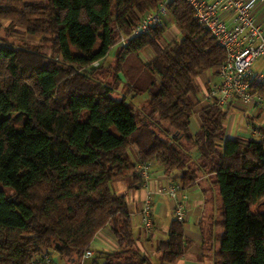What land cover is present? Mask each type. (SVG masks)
<instances>
[{"label": "trees", "instance_id": "trees-1", "mask_svg": "<svg viewBox=\"0 0 264 264\" xmlns=\"http://www.w3.org/2000/svg\"><path fill=\"white\" fill-rule=\"evenodd\" d=\"M162 1L0 4V32L18 33L19 41L0 34V264H30L52 253L80 264L106 227L118 249L95 251L90 264H154L137 246L126 193L112 188L128 177L137 188L138 166L150 161L168 175L180 173L186 189L205 176L214 180L222 221L206 243L213 264H264V213L256 211L264 200V140L227 139L228 111L200 103L197 79L218 77L227 52L186 1L169 6L178 40L165 44L162 24L130 36ZM121 36L129 37L125 45ZM27 37L40 41L31 45ZM117 45L111 80L96 77L94 63ZM149 49L154 57L145 61ZM121 85L126 93L118 99ZM253 93L264 100V86L254 82ZM145 94L150 113L141 119L126 97ZM191 246L184 225L173 220L157 264H176Z\"/></svg>", "mask_w": 264, "mask_h": 264}, {"label": "crops", "instance_id": "crops-1", "mask_svg": "<svg viewBox=\"0 0 264 264\" xmlns=\"http://www.w3.org/2000/svg\"><path fill=\"white\" fill-rule=\"evenodd\" d=\"M207 4H212L216 0H205ZM219 16L226 24L232 26V12L219 11ZM254 20L264 27V0H257V3L252 10ZM162 25L165 27L164 43L170 44L175 39H179L180 35L176 29L174 22L171 19L164 18ZM145 56L150 60L154 57L152 50L144 52ZM142 55L143 60L147 61ZM151 54V55H150ZM258 66L255 71L254 66ZM253 80L257 75L264 74V58L256 61L252 67ZM255 82V81H254ZM252 85V93L253 86ZM219 78L212 76L210 73L204 74L197 79L199 86L198 98L203 106H210L205 101V94L213 84H218ZM257 83V82H255ZM258 84V83H257ZM255 94V93H253ZM262 99L259 94H255ZM263 100V99H262ZM264 101V100H263ZM224 110L228 111V125H226V138H255L257 135L254 132L261 134V139L264 140V109L257 108L253 105L247 106L238 102L232 101ZM239 115L237 116V114ZM237 120V124H236ZM247 121V125L243 123ZM236 124V126H235ZM199 129V119L195 116L191 124V132L194 134ZM257 138V137H256ZM259 138V137H258ZM134 161L139 163L137 150L131 154ZM150 174L147 180L142 179L137 188H130L134 178L128 177L122 180H117L112 184L113 190L118 193H126L127 203L130 213L133 217V231L137 239V246L141 252L149 257L158 256L157 249L160 243L167 239L168 231L174 217V209L178 203V199H172L164 192L170 187L177 184L181 185L179 198L182 199L185 205V221L183 223L185 235L192 241V246L189 248L185 256L176 264H213V253L209 252L207 241L212 237L214 223L218 222L217 206L214 201L210 185H214L210 177L205 176L198 180L197 185L190 189L182 187L181 174L175 173L168 175L165 167L156 162L150 161ZM149 193H153V222L154 227L151 232H147L142 224L141 210L143 202ZM215 231V230H214ZM118 249V244L110 231L109 227L102 229L95 237L92 243V251H107L113 252ZM205 249L208 251L205 252ZM53 264H66L56 253L49 254ZM91 258L86 259L80 264H90Z\"/></svg>", "mask_w": 264, "mask_h": 264}, {"label": "built area", "instance_id": "built-area-1", "mask_svg": "<svg viewBox=\"0 0 264 264\" xmlns=\"http://www.w3.org/2000/svg\"><path fill=\"white\" fill-rule=\"evenodd\" d=\"M193 11L198 22L207 29L218 43L226 50L227 60L221 66L219 83L213 84L205 94V101L209 105H218L225 108L234 102L243 105H253L264 109V101L252 93L253 82L264 86V74L257 75L253 80L252 67L256 61L264 58V27L258 24L253 16L257 0H216L207 4L205 0H184ZM172 0H163L154 12L140 17L131 30V37L148 34L150 30L162 24L164 18L169 16V6ZM219 11L232 12V26H228L219 16ZM128 36H121L120 44L125 45ZM99 62L94 63L98 66ZM256 137L261 134L254 132ZM138 171L144 180L149 178L150 167L141 163ZM181 185L170 187L164 193L172 199H178L174 209V217L179 223L185 221V205L179 198ZM153 193L145 198L141 210V220L144 229L149 233L154 227L153 222ZM94 252L88 250L83 254L81 262L92 258ZM30 264H53L51 258L44 254L35 258Z\"/></svg>", "mask_w": 264, "mask_h": 264}, {"label": "rangeland", "instance_id": "rangeland-1", "mask_svg": "<svg viewBox=\"0 0 264 264\" xmlns=\"http://www.w3.org/2000/svg\"><path fill=\"white\" fill-rule=\"evenodd\" d=\"M28 3H41V2H46L47 0H24ZM6 0H0V4H5ZM4 25H7V23H4ZM22 31V30H20ZM0 34L3 36V40L5 41H8V42H12L14 41L15 43L19 42L18 39H17V34L13 33L12 34V37L8 36V34H6L4 36V33L0 32ZM28 43H30L31 45L33 44H37L39 43V39L37 38H34V37H27L26 38ZM25 39V40H26ZM121 39V38H120ZM100 48V43L98 42L95 47H94V51H97L98 49ZM121 50V46L120 45H117L115 47H113L110 52H109V56L107 57L106 60L104 61H101L99 62L98 66H94V67H98L99 70L96 72V77L98 78H106L107 81H110L111 78H112V75H111V67H113L116 63V56L119 54ZM73 52L75 54H78V51L76 50H73ZM151 55V54H150ZM144 58L145 59H149V57L147 58L144 54ZM111 66V67H110ZM258 66H254V69L255 71L257 70ZM117 96H118V99H120L122 96H123V92L126 93V90H125V86L124 85H121V86H118L117 87ZM149 99H150V96L148 94H145L143 96H139V97H136V98H132L131 95H127L126 97V102L127 104H130L134 107L135 109V112L136 114L141 118V119H146L148 118V115L150 113V108H149ZM239 115V113L237 114V116ZM229 121L227 120V123L226 125H228ZM247 121H245L243 123V125H247ZM236 124H237V120H236ZM235 124V126H236ZM113 133L117 134V131L112 128L111 129ZM137 150L136 147H131L130 148V153H134V151ZM132 156V155H131ZM133 160L134 157L132 156ZM214 182V180H212V183ZM210 192H212L211 195L212 198L214 197V201H215V204L217 206V213H218V222L222 221L221 219V207H222V204H221V197H220V194H219V189L216 185H210ZM256 211L259 212V213H264V200L262 202L259 203V205L256 207ZM151 261L154 263V264H157L158 263V256H151Z\"/></svg>", "mask_w": 264, "mask_h": 264}]
</instances>
